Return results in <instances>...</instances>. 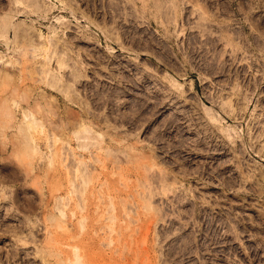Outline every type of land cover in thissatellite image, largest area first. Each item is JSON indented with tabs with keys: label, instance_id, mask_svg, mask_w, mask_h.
<instances>
[{
	"label": "rangeland",
	"instance_id": "obj_1",
	"mask_svg": "<svg viewBox=\"0 0 264 264\" xmlns=\"http://www.w3.org/2000/svg\"><path fill=\"white\" fill-rule=\"evenodd\" d=\"M0 264H264V0H0Z\"/></svg>",
	"mask_w": 264,
	"mask_h": 264
},
{
	"label": "bare ground",
	"instance_id": "obj_2",
	"mask_svg": "<svg viewBox=\"0 0 264 264\" xmlns=\"http://www.w3.org/2000/svg\"><path fill=\"white\" fill-rule=\"evenodd\" d=\"M36 4H38V0H33V5H36ZM5 23V22H4ZM5 25V24H4ZM6 26V25H5ZM15 29V28H14ZM15 31H17V29L15 30ZM104 31V33H106L105 32V30H103ZM14 32V31H13ZM18 32V31H17ZM17 32H15V33H17ZM109 36V35H108ZM61 59V58H60ZM62 60H60V62L58 61V63H60V64H62L63 65V62H61ZM65 61V60H64ZM74 74V73H73ZM56 78V79H55ZM54 79L55 80H57V76L55 77ZM62 78V77H61ZM59 80H60V82H61V79H60V76H59ZM52 81V80H51ZM173 82H174V84H177V85H179V86H182V84H178V80L176 79V78H173ZM180 83V82H179ZM54 84V82L51 84V85H53ZM26 116L28 117L29 116V114H26ZM29 119V118H28ZM39 122V121H38ZM39 125V123H37L36 122V120H32V119H30V121H29V125L32 127V128H36L37 127V125ZM41 126V125H40ZM39 127V126H38ZM34 128V129H35Z\"/></svg>",
	"mask_w": 264,
	"mask_h": 264
}]
</instances>
